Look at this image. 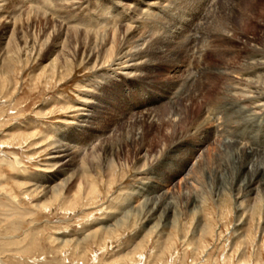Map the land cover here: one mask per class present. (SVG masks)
I'll return each mask as SVG.
<instances>
[{"label":"rangeland","instance_id":"374dc122","mask_svg":"<svg viewBox=\"0 0 264 264\" xmlns=\"http://www.w3.org/2000/svg\"><path fill=\"white\" fill-rule=\"evenodd\" d=\"M15 1L0 2V30L7 31L0 40V264H264V188L241 198L231 192L226 146L221 148L227 136L224 113L217 106L230 94L240 101L246 92L243 99L250 96L240 81L246 72L242 62L248 48L264 49V0H225L221 19L229 29L215 20L199 31L198 41L181 51L177 61L159 57L156 65L141 70L140 78L134 77L136 71L126 79L119 70L122 64L113 65V54L95 70V58H84L94 46L92 35L100 37L102 28L82 26L79 37L62 44L68 25L56 31L53 22L61 21L58 14H80L101 1L106 3L104 12L91 14L97 23L111 7L121 13L120 25L114 22L107 31L110 41L119 26L122 36L126 27L135 25L128 17L130 8H151L154 13L156 7L168 6V0H87L62 8L44 0H37L42 7ZM32 4L43 12L42 19L34 15ZM14 9L27 21L23 27L34 44H3L13 26L8 13ZM229 17L234 23L225 21ZM157 20L160 25L166 18ZM156 23L141 26L136 38ZM189 26L193 28L190 24L184 29L191 30ZM95 45L103 55L109 46L114 45L113 52L119 46ZM9 47L19 48V60L13 51L6 52ZM216 68L225 72L220 79L212 76ZM252 70L248 73L256 76ZM191 72L194 77L185 83V92L167 100L166 88ZM95 73L122 87L113 93L102 89L100 82L105 86L107 80L94 78ZM171 103L182 113L172 116ZM259 103H245L255 112L256 132L262 130L256 133L258 139L250 132L233 135L264 148V105ZM85 113L87 131L75 121ZM207 119L203 128L208 134L201 138L192 127ZM180 140L176 155L164 161L167 150ZM65 145L73 147V154L53 157L58 156L56 147Z\"/></svg>","mask_w":264,"mask_h":264},{"label":"bare ground","instance_id":"6f19581e","mask_svg":"<svg viewBox=\"0 0 264 264\" xmlns=\"http://www.w3.org/2000/svg\"><path fill=\"white\" fill-rule=\"evenodd\" d=\"M30 1L33 2V3L36 2L35 5H41L40 7H42V4L39 3L40 0H39V2L37 0H30ZM44 1L45 2L46 1L50 2L49 6H51V4H52V7L54 5H55V7H56V5L57 6L60 5V8H62L61 7L62 4L65 5V6L69 5L70 7H73L75 5L81 6L82 3L84 4V3L88 2L87 0H44ZM236 1H238V0H236ZM0 2H1V0H0ZM15 2L18 3V2H20V0H16ZM64 2H65V4H64ZM100 2L101 1L98 2L99 3L98 7H97L96 4H93L92 8H91L90 7L91 5L89 4L90 6L88 7V9H84L83 10L85 12L82 11L80 14H72L71 13V16L67 15L68 18H70V17L73 18V19H71L72 21H69V19L65 16L66 13L64 14L63 17H60L59 14L57 16L56 13L54 12L53 14H55L57 16V18L59 20H61V21H57L58 25L55 22H53L54 23V28H56V31H58V28H61V25H63V26L65 24L68 25L66 27V35H65L66 37H65L64 42L62 44H66V43L68 44L69 38H73V36H75L76 38L79 37V34H80L79 29L82 26H84L83 28H86L87 26L88 27L90 26V28L91 27L96 28L97 26L102 28L104 33L101 34L100 37L92 35L93 37H95V39L93 41L94 42V46H93L92 49L88 50V53L85 55L84 58H88V59L89 58H91V59L95 58V62H93V65L91 67L92 70H95L96 67H100L101 68L105 63H108L109 60H106V58L109 55L112 56V54H113L112 57H115L114 60H113V65L119 66L120 64H122L123 67L122 66L119 67V70L124 71L123 73H121V74H123L125 76V77L122 76V78H124V79H126L127 76H129L131 73L135 75L136 71H138V73L136 74L138 76H134V77L141 76V70L144 69V68L145 69L146 68L149 69V67L152 66V64L159 57L161 58V57H165L166 56V58L167 57L168 58H175L176 61H177V57L179 56V54L180 53L182 54V52H184L186 50V48H188L189 44L195 43L196 41H198L199 36L197 34L199 33V31L201 29L205 28L206 26H208L212 22L214 23L215 20H216L215 23L218 24V22H219L218 25H220V23L223 25L221 16L225 15L224 6H226V5H224L225 0H168V3H169L168 6L166 5L163 8L156 7L158 12H154V13L152 11L153 9L151 10V8L148 9V10H143V11L139 12L137 10L138 8L136 6H134V8H130V10H129L130 11L129 12L130 15L129 16L127 15L130 20L132 19L133 21H135V25L133 26V28H130L132 26L126 27V30L122 32V36H121V33H120L121 30H120V26H119L117 28V31H118L117 35H116V30H113V33H111L112 34V39L109 41V33H108L109 31L108 30H110L109 28H110V26H113L111 24H113L114 22H115V24H119V23H117V21H120L118 19V17H119V15L121 13H119L120 11L119 12L118 11L114 12L113 10H115V9H113V7H111L112 12H105V15H108V16L104 15V19H99V22L97 23V19H94L91 14H93L92 10H98V12L100 10L103 11L102 9L105 8L106 3L102 4ZM214 3H216L215 4L216 9L214 8L215 7ZM238 3H236V4H238ZM35 5L32 4V6H33L32 9L34 10V15L37 16L38 18L44 17V14H42L43 12H41L40 10H36V9H39V7L37 8V6H36V9H34ZM116 5H119V3H116ZM172 5L174 7H172ZM14 6H15V4H13V7ZM43 6H45V5H43ZM47 7H48V4H47ZM106 8L108 10L110 7H106ZM40 9H42V8H40ZM230 9H231V7H230ZM45 10L48 11V8L47 9L45 8ZM45 10H43V11H45ZM51 10H50V13H51ZM243 10H244V8H243ZM123 11H124L123 13H125L126 8ZM234 11L237 13L236 10H234ZM103 12H100L99 15H101V13L104 14ZM236 13H235V16H236ZM242 13H243V11H242ZM252 13H253V11H252ZM233 14H234V12H233ZM233 14H232V16H233ZM244 14H245V12H244ZM51 15H52V13H51ZM247 15L248 14H246L244 16L246 17ZM253 15H251V16H253ZM8 16L11 17V21H12V25L13 26H12V29L10 30L9 36H6L7 37L6 42L3 43V44H14V45H16V44H29V43L34 44V41L32 39H29L28 36H26V31L24 30V27H23V24L24 23L27 24V21L26 22H22L20 20L21 18H19L17 16V13L15 12V9L12 10L11 12H9ZM251 16H250V18H251ZM223 17H225V16H223ZM55 18H54V20H55ZM158 18H162V19L166 18L165 23H167V24H165L164 22H162L160 25H159V23H156L158 21L157 20ZM192 19H194L195 23H193V21H191ZM243 19H245V18L243 17ZM196 20H199V23L196 22ZM231 20L232 19H230V17L229 18H225V21L228 22L229 24L230 23H234V21L231 22ZM154 22L156 23V24H154L156 28L153 27V29L148 31L149 33H146V35H144L142 37L140 36L141 38H139L137 36L138 39L136 38V35H137V33H139V30H140L139 28L141 26H144V25L146 26L147 24L154 23ZM115 24H114V26H115ZM190 24H193V28H190V26H189V28L191 30L188 31V28L184 29L185 26L190 25ZM158 25H159V28L157 27ZM231 25L233 26V24H231ZM114 26H113V28H114ZM169 26H175L174 28H176V29H174V30H169L168 29V31L165 30L166 32L165 31H161V30L160 31H158V30L156 31L157 28L158 29H160V28L167 29V27L169 28ZM223 26H225V29H227L229 25L226 26V24H224ZM100 28H99V30H100ZM6 32L7 31L0 30V40L2 38H4ZM70 33H71V35H70ZM86 34H87V32H86ZM118 34H119V36H118ZM69 35H70V37H69ZM95 35H97V34H95ZM88 36H90V35H85V38H87ZM120 36H121V39H120ZM221 37H222V40L226 39L225 35H221ZM56 38L60 39L61 38V34L56 36V37H54V39H56ZM107 40H108L107 43L117 44V45L119 44V46H118L117 49H115L114 52H113L114 45L109 46L108 48H106L104 50V55H103V49L101 48V52H99L97 50L99 46L97 47V45H95V44H107L106 43ZM55 43L58 44L57 42H55ZM42 44H44V43H42ZM10 48L11 47L6 49V52H9L10 50L13 51L15 53V59L19 60V58H17V56H19L18 55L19 48L15 49V50L14 49H10ZM220 55L223 58V53L222 54L220 53ZM6 57H8L9 60L14 59V55L13 54L11 56L8 53V55H6ZM65 59H66V57H65ZM245 59H246V61L242 62V64L244 63L243 64V71H246V72H245L244 76L241 75V77L243 79H241L240 81H243V84L245 86L244 88L247 89V91L249 90L250 96L248 95L249 96V97L247 96L248 98L243 99L244 95L246 97L247 92H246V94H244L245 92L243 93V91H241L240 93H242L244 95H243L242 100L240 101L239 97H238V100H237L236 98L233 97V95H231L229 93L230 95L227 97V99L225 100L224 103H222L221 105L217 104V106H219V108L223 111V112L222 111L221 112L224 113L223 123L225 122V132H223V133H224V135L225 134L227 135V136H225V138H227L228 136L231 137V139L228 138L226 140L224 138V140H223L224 144H223V146H221V148L226 146V148H225L226 150L225 149L224 150H225V152L227 151L225 155H227L226 159L229 161L228 164H227L228 166L226 167V169H228L229 172L231 173V178H230L231 180H229V182H230V187L229 188H230L231 192H234L233 195L236 196L235 198H241L243 196H249L253 192H257L258 188H262V189L264 188V148L254 147L255 143H253V146H252L251 145L252 141L249 142V143L247 141L243 142L240 139L241 136H238V137L235 136L236 134L240 135V133L250 132L252 137L255 136V139H258L256 133L258 131H262L261 129L258 130V127L260 126L259 125L257 127L258 131L256 132V130H255L256 127L252 125V122L255 119V112L251 108H248L247 106H245V103H246V101L251 102V104L256 102L257 103L256 105H258V103L260 102L259 104L264 105V49L260 48L259 46H253V47L248 48L247 51H246V54H245ZM167 62H170V61H167ZM252 68H253V70L254 69L257 70V72L255 73L256 76H254V74L252 75L251 73H248V72H250L249 70L252 69ZM228 70H229V72H233V70H231V68H228ZM240 70H241V68H240ZM208 72H210V71H208ZM199 73H201V72H199ZM224 75H225V72L222 71V70H219L217 68L212 73V76H215L218 79L222 78ZM98 77L102 81L107 80L105 86L103 85L102 82H100V83L103 86L102 89L105 88V90H108L110 93H113L114 90L118 89L119 87H122V84L115 83L114 79H111V80H113V82L110 83L109 80L102 73H95L94 74V78H98ZM190 77L191 78L194 77V74L192 72H191V76H189V74H187V76L185 78H183V80L181 81L180 84H177L176 86L170 87V88L167 87L166 90H165L166 92H168V96H166L167 100L168 99L170 100L172 97H173V99L179 98L178 96L180 94H183V92H185V88H186L185 86H186V84L188 82V79ZM190 80L193 81V79H190ZM107 86H110V88L106 89ZM230 88H231V86H230ZM99 90H100V93H102V94L105 91L104 90V91L101 92V88ZM227 90H229L228 87H227ZM232 90L234 91L233 88H232ZM234 93H238V92H234ZM240 93H238V94H240ZM251 94H252V96H251ZM216 99L218 101V98H216ZM160 101H161V99H160ZM168 102L170 103V101H168ZM174 104L171 103V105H169L170 108H171L169 110H170V113H171L172 116L182 113V112L178 113V111H177L178 108L176 109ZM81 105H83V107L85 106L84 109L81 108L83 111H86V110L88 111V108H87L88 106L87 105H85V104H81ZM259 110H261V109H259ZM182 111H183V109H182ZM88 119H89V115L85 113V114L78 115V117L76 118L75 121L78 124H84V125H82V126H85L84 129H83V127H81V128L83 129V131H87V130H85V128L86 127L89 128V125L86 124ZM208 119L204 120V121H201L198 124H195V127L194 128L192 127V129L194 130L193 133L194 134L198 133V135H200L201 138H204L205 136H207L208 132L204 130L203 126L209 121ZM218 119H217V116H216V120H218ZM219 126L223 127L220 124H219ZM260 128H262V127H260ZM236 130H238V132ZM59 132H64V130L62 131V129H61V130H59ZM233 134H235V135H233ZM220 135H222V133H220ZM250 137H248V138H250ZM244 139H246V138H244ZM182 141L183 140L175 142L176 145H174L173 148H170V149L167 150V152H166V154L164 156V161H166V160H168L170 158H173L176 155V152L179 150L178 147L180 145H182V143H181ZM223 141H222V143H223ZM51 145H53V144H51ZM219 145H221V143ZM56 149H57L56 153L58 154V156L56 155V156H53V157H58L59 158V157L69 156L72 153L73 147L65 145V146H62V147L57 146ZM73 152H74V149H73ZM219 156H221V155H219ZM222 156L224 157V155H222ZM221 159H222V157H221ZM226 159H224V160L226 161ZM56 163L57 162H55L54 164H56ZM14 164L16 165V167L20 166V164L17 161V159L14 160ZM61 171H63V169H61ZM225 172H226V170H225ZM220 178L222 179V175H220ZM146 183H148V182H146ZM153 187H155V184H151V188H152L151 190H153V192L154 191L155 192L158 191V190H156ZM148 189H150V188H148ZM152 200L155 201L154 199H152ZM150 202H151V200H150ZM152 204H153V202H152ZM155 204H157V203H155ZM163 204H161V205L163 206ZM163 208H164V206H163ZM164 210H165V208H164Z\"/></svg>","mask_w":264,"mask_h":264}]
</instances>
